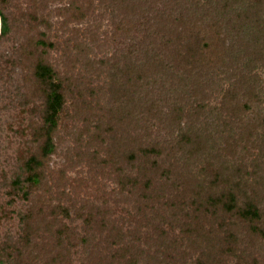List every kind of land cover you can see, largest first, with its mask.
I'll list each match as a JSON object with an SVG mask.
<instances>
[{"label":"rangeland","instance_id":"1","mask_svg":"<svg viewBox=\"0 0 264 264\" xmlns=\"http://www.w3.org/2000/svg\"><path fill=\"white\" fill-rule=\"evenodd\" d=\"M2 1L11 32L0 40V248L11 244L10 251L16 254L28 244L30 251L24 252L28 261L42 251L41 260L34 258L29 264H56V256L67 254L69 244L64 264H126L111 259L123 249L129 251L127 262L140 255V264H182V257L188 264L198 260L237 264L236 257L225 256L231 247L237 256L245 254L247 261L254 256L264 264V243L243 232L245 228L231 215L220 210L216 218L207 204L208 197L236 189L237 184L248 194L251 187L264 191L263 116L238 114L243 120L236 125L233 140H227V134L221 137L217 129L224 126L210 120L208 134L214 142L201 151L183 143L188 142V136H182L190 124L205 122L197 107L220 109L230 81L219 74L217 85L207 88L203 81L196 87L195 76L185 78L181 72V86L169 71L155 78L151 68L148 72L141 66L136 50L146 35L142 24L163 11V3L138 0L143 16L138 14L135 25L113 0ZM234 1L231 5L224 0L182 1L174 8L172 21L178 23L173 28L200 30L201 44L206 45L218 31L216 24L222 22L228 34L231 20L248 3L254 5L247 10L252 23L264 27V0ZM206 4L210 14L202 11ZM196 5L199 14H194ZM191 6L194 20H186L184 27L181 14L187 17ZM220 35L225 37L224 32ZM41 38L54 48L37 47ZM232 39L228 44L234 43ZM38 62L56 70L63 83L64 106L55 133L56 150L45 161L44 180L38 187L25 183L24 194L14 181L27 176L25 163L43 144L46 88L34 76ZM179 63L174 56L166 61L171 71ZM258 65L262 113L264 67ZM142 76L147 78L139 81ZM173 108L181 110V126ZM142 146H158L160 157L142 159ZM133 153L140 158L130 162L127 157ZM153 161L157 169L146 164ZM142 166L148 169L141 171ZM215 178L218 187L213 189ZM225 222L239 224L237 244L231 245L219 231ZM88 234L96 238L84 243ZM212 243L215 248L210 250Z\"/></svg>","mask_w":264,"mask_h":264},{"label":"trees","instance_id":"2","mask_svg":"<svg viewBox=\"0 0 264 264\" xmlns=\"http://www.w3.org/2000/svg\"><path fill=\"white\" fill-rule=\"evenodd\" d=\"M146 1L149 3V0H145L144 4H146ZM154 1V4H156L157 1L162 2L164 9L163 11L155 14L156 16L153 15L146 18L141 17L142 19L145 18L142 26L144 27V32H146V35H144L141 42L137 45L138 49L136 50L138 56L137 60L143 61L141 66L147 68L148 72L149 68H151L150 76H154L156 78V76H158L157 74L162 75L163 72L167 73L169 71L172 76H175V79L178 80L179 85L182 86L184 85V79L181 78L180 73L183 72L185 78L186 76H195L197 79L196 87H198L199 84L204 81L206 82L207 88H210L212 84H216V79L218 78L217 76L219 74H225L226 79L230 81L229 87L226 90V96L224 97L220 109L210 108L208 105L204 104L197 107L199 108V111L204 114L205 122L203 124L201 122V124L197 126L194 123L190 124V126H188V130L182 136L183 138L188 136V142L183 143L187 144L188 146H197V151L199 149L201 151L202 149L208 148L209 143L214 142V137L211 136V134H208V127L212 124H222L224 126L223 129H217L219 134H221L220 136L224 137V134H227L230 136L227 140H233V137L237 133L236 125L242 124V117L237 116L238 114L240 115V113L241 115L243 114V116H245V114L254 112L256 116H263L262 126L264 127V111L261 113L263 110L261 109V103L263 101L259 94L260 90L258 89L260 87V78L258 74L255 73V69L259 66V63L263 64L262 66L264 67V27H262L259 22L253 21L252 23L251 17H249L247 10H249L250 7L254 8V5H250V3H248V8L244 7L243 11L237 15L236 20H231V31L228 29V34L225 32L226 26H224L222 22L217 23L216 27L218 31H216V38L213 36L211 37L209 44L202 45L200 30H188V26H186L185 30L176 32L173 28V24L178 23V21H174V19L172 21L173 13L175 11L174 8H176L175 6L181 7L182 1L187 2V0ZM224 2L225 4L227 3L231 5L235 1L224 0ZM242 2L243 4H246V1L243 0ZM113 3L116 7L121 5L126 9L127 14H129V17L132 19L130 20L132 24L136 25V22L138 21V14L143 16V11H141L143 4H139L138 0H113ZM220 3H218L219 6ZM208 4H206L207 8H202V11H204L206 14L211 13V7H209ZM3 6V1L0 0V16L2 19L0 40L7 37L11 32V19L9 15H7L3 10ZM196 7H194L195 13L193 12L192 6L188 7L186 10V13L188 14L187 17L181 14L180 23H182V25L184 24V27L186 20L191 23L194 20V14H199L201 9L198 8L199 6L197 5ZM153 9L155 10V8ZM191 13H194L193 17H191ZM221 30L224 32V38L220 35L222 34ZM232 32L234 35L231 37L230 33ZM204 38L207 39L208 37ZM229 39H232L234 43L231 44V41V43L228 44ZM36 45L37 47H42L43 49L54 48V44L48 40H45L44 38L37 40ZM169 53H171V55H169ZM169 56H171V58L174 56V58H178L180 61L177 66L174 64V71H171L172 69L170 70L169 66L166 64ZM173 60L174 59H172V61ZM34 76L36 77L37 81L46 88L43 124L40 128L43 144L39 150V153L37 155L31 156L25 163L24 169L27 176L23 179L18 178L14 181V185L21 189L22 193L24 194H26V192L23 190L25 183L38 187L44 180L45 161L48 160V158L56 150L55 133L58 129L60 114L64 106L63 83L58 78L56 70L46 62H38L35 65ZM146 78V76L145 78L142 76L139 81L143 79L145 80ZM219 80H217V82H219ZM190 86H192V83ZM196 93H198V91H196L195 94ZM258 107L259 110L255 112L254 109ZM172 111L174 114H178L177 117L174 118L179 119H176L175 121H177V123H179L181 126V121L179 118V112L181 113V110L173 108ZM214 111H218L215 119H213ZM224 114L226 115L225 117L223 116ZM189 118L191 122L192 118ZM210 120L212 121V124L210 123ZM203 125H205V128ZM235 142L238 143V141ZM160 155L161 151L158 146L140 147V157L142 159L146 160L153 157L159 158ZM140 157H138V154L134 155L133 153L128 155L127 158L130 162H132L139 160ZM146 164H148L151 169H157L158 166L156 161H153L151 164L146 162ZM145 166H142L141 171L148 169ZM260 166V164L257 165L258 168ZM258 174L259 173H256L254 176H257ZM216 178L212 183V188L218 187ZM262 181H264L263 178ZM138 183L139 181L135 180V184ZM258 185H260V183ZM146 188L149 189L150 186L147 185ZM251 189L252 193H245L244 191L240 190V185L237 184L236 189L230 188L228 190H224L221 193H215V196L213 195L208 197L207 204L214 210V216L216 218L219 216L218 211L220 210L225 215H231L232 218H235L239 221L237 223L242 224V228H245V230L242 229L243 232L254 239H259L264 243V191L257 190L254 187H251ZM92 214L93 213H91L89 217L94 218ZM218 228L219 231L227 235L226 239L230 240L229 243L231 245L237 244L239 242V234L242 232L240 231L239 224L237 225L233 223L230 224V222H225L221 227L218 226ZM65 234L69 235L67 231ZM91 237L92 236L88 234L87 238L89 239H82V241L84 243H89ZM93 237L92 238L95 239L96 234L93 235ZM213 237L214 235L210 236V240ZM26 238V243H28L29 236ZM147 238L150 239V236ZM70 240H72V238H70ZM25 246L27 247L25 251L18 249L16 250V254L13 251H10V249L13 248L11 244L0 248V264H29L28 262L34 258L37 261L41 260L42 251L41 253H38L36 257H30L32 253L29 252L27 253V256L30 257L29 261L28 259L24 260V252H28L29 250L28 244ZM71 247L72 245L69 244L68 250L66 251L67 254H56V264H64L62 256H69ZM212 248H215L214 244L212 247H209L210 250ZM226 252L227 253L225 256L232 255L238 259L237 264H247L249 260L251 261V264H261L260 259H257L254 256L250 257L248 261L245 254H242V256H237V251H235V249H231V247ZM128 255V249H123L120 250V253L117 252L114 254L111 259L119 258L118 260L121 262L126 261V264H140V255L137 257L132 255L130 261L127 262ZM211 256L212 254H208V258L211 259ZM181 260H183L182 264H188L186 263V258L184 259V257H182ZM197 264L204 263L201 260H198Z\"/></svg>","mask_w":264,"mask_h":264},{"label":"built area","instance_id":"3","mask_svg":"<svg viewBox=\"0 0 264 264\" xmlns=\"http://www.w3.org/2000/svg\"><path fill=\"white\" fill-rule=\"evenodd\" d=\"M2 31V19H1V16H0V33Z\"/></svg>","mask_w":264,"mask_h":264}]
</instances>
